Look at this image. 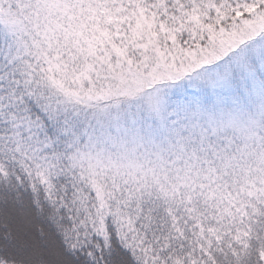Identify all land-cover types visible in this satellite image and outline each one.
I'll return each instance as SVG.
<instances>
[{
    "label": "snow or ice",
    "instance_id": "snow-or-ice-1",
    "mask_svg": "<svg viewBox=\"0 0 264 264\" xmlns=\"http://www.w3.org/2000/svg\"><path fill=\"white\" fill-rule=\"evenodd\" d=\"M0 264H264V0H0Z\"/></svg>",
    "mask_w": 264,
    "mask_h": 264
}]
</instances>
